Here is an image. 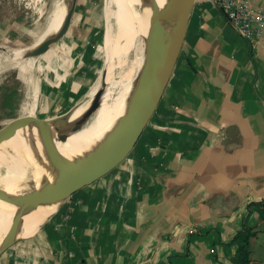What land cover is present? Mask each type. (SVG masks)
<instances>
[{"label": "crops", "instance_id": "obj_1", "mask_svg": "<svg viewBox=\"0 0 264 264\" xmlns=\"http://www.w3.org/2000/svg\"><path fill=\"white\" fill-rule=\"evenodd\" d=\"M52 91L41 85L44 108ZM43 105L41 97L38 112ZM260 201L264 33L249 42L196 1L170 80L131 152L1 253L0 264H234L229 244L243 224L254 232L249 264H264V215L248 207Z\"/></svg>", "mask_w": 264, "mask_h": 264}, {"label": "bare ground", "instance_id": "obj_2", "mask_svg": "<svg viewBox=\"0 0 264 264\" xmlns=\"http://www.w3.org/2000/svg\"><path fill=\"white\" fill-rule=\"evenodd\" d=\"M164 1L170 12L171 0ZM67 2L68 0H65V4L50 2L43 22L30 32L31 46L58 30L62 22L61 20L59 23L58 19L65 12ZM105 2L112 8V14L109 15L106 36L110 50L106 56L107 84L102 103L91 112L86 122L68 124L73 134L67 141L37 133L0 157V240L13 232H23V237L32 235L60 207L64 196L57 194L56 189L59 187L54 183L53 176L61 172L62 164L70 163L69 158L81 154L78 147L82 143H91L112 130L137 92L146 58L142 53V43L137 42V36L151 30L152 4L143 3V0ZM32 3H40L43 7L42 0H32ZM110 24L114 25L113 32ZM169 26L171 29L175 26L170 15ZM28 47L26 44H18L3 47L4 50L0 52V85L15 81H19L21 85L18 96L15 97L12 91H6L4 96L7 103L3 108L16 113L15 122L36 116L41 99L40 74L45 71L49 73L48 76H53L57 72V58L70 57L71 53L70 46L66 44L58 50L50 47L40 55L46 61V65L42 66L35 57L24 58ZM133 47L136 52L132 60L128 58V52ZM58 51L60 54L57 57ZM98 86L97 81L88 100L74 108L72 117L80 115L96 99L101 90ZM11 125L6 123L0 126V134L6 132ZM19 199L27 201L21 203Z\"/></svg>", "mask_w": 264, "mask_h": 264}, {"label": "water", "instance_id": "obj_3", "mask_svg": "<svg viewBox=\"0 0 264 264\" xmlns=\"http://www.w3.org/2000/svg\"><path fill=\"white\" fill-rule=\"evenodd\" d=\"M76 1L68 0L58 30L31 46L28 49L29 55L39 54L47 49L50 42L63 35L69 26ZM195 1L171 0L169 12L164 0H143V3L152 4L153 18L147 38L145 65L137 92L115 127L91 143H82L78 147L81 154L69 158L70 163L62 164L61 172L53 176L54 183L59 187L56 189L57 194L64 196L63 201L78 189L96 181L119 165L135 146L170 80ZM169 15L175 23L173 29L169 26ZM107 72V64H104L102 88L96 99L80 115L72 117L73 111H66L50 118L35 116L20 122L15 120L10 122L11 127L0 134V157L7 155L16 145L37 133L67 141L73 134L68 124L76 121L86 122L91 112L101 105L106 90ZM19 201L22 203L27 200L19 199ZM23 235V232H13L0 240V254L23 239Z\"/></svg>", "mask_w": 264, "mask_h": 264}, {"label": "rangeland", "instance_id": "obj_4", "mask_svg": "<svg viewBox=\"0 0 264 264\" xmlns=\"http://www.w3.org/2000/svg\"><path fill=\"white\" fill-rule=\"evenodd\" d=\"M42 2L43 7H41L40 3L33 4L32 0L1 1L0 52L4 50L3 47L26 44L29 47L24 52V58L35 57L37 61H40L42 66H45L46 61L40 56L44 51L50 47L58 50L60 46L65 44L70 46V57H58L60 53L59 51L57 52V72L53 76H48L49 73L45 71H42L40 74V84L42 85L45 82L53 88L51 95L52 102L48 108H44L47 97L40 95V98L43 97L44 105L39 112L37 111L36 117L50 118L66 111H74V108L83 105L88 100L89 93L97 81L98 88H102L103 66L106 64V56L110 50L106 36L108 35V19L109 15L112 14V8L107 5L105 0H77L69 26L63 35L50 42L47 49L39 54L29 55L28 49L31 47L32 40L30 36L31 30L43 22L50 2L61 4L65 0H42ZM39 8L41 11H39ZM63 13L64 11L58 19L59 23L62 20ZM110 25L113 32L114 25ZM54 33L55 31L46 35L43 39ZM149 33L150 31L142 32L137 36V42L140 41L142 43L143 54H146ZM40 34H43V32H40ZM135 52L134 47L130 49L128 58L133 60ZM20 89L21 85L19 81L8 85H0V126L14 121L16 114L3 108L7 103L4 100L5 92L12 91L16 97ZM48 90L52 89L48 87Z\"/></svg>", "mask_w": 264, "mask_h": 264}, {"label": "built area", "instance_id": "obj_5", "mask_svg": "<svg viewBox=\"0 0 264 264\" xmlns=\"http://www.w3.org/2000/svg\"><path fill=\"white\" fill-rule=\"evenodd\" d=\"M218 9L228 24L245 40L252 42L264 33V8L250 0H196ZM195 1V2H196Z\"/></svg>", "mask_w": 264, "mask_h": 264}, {"label": "trees", "instance_id": "obj_6", "mask_svg": "<svg viewBox=\"0 0 264 264\" xmlns=\"http://www.w3.org/2000/svg\"><path fill=\"white\" fill-rule=\"evenodd\" d=\"M250 209L254 208L264 215V201L252 202L248 205ZM251 227L243 224L241 229L237 231L233 237L229 246L235 247L234 255L232 256V262L234 264H249L250 262V250L249 241L253 235Z\"/></svg>", "mask_w": 264, "mask_h": 264}]
</instances>
